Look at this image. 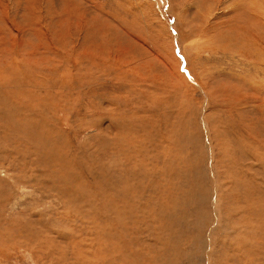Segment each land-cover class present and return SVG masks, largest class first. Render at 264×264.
Segmentation results:
<instances>
[{
  "label": "rangeland",
  "instance_id": "374dc122",
  "mask_svg": "<svg viewBox=\"0 0 264 264\" xmlns=\"http://www.w3.org/2000/svg\"><path fill=\"white\" fill-rule=\"evenodd\" d=\"M0 107V264H264V0H0Z\"/></svg>",
  "mask_w": 264,
  "mask_h": 264
},
{
  "label": "bare ground",
  "instance_id": "6f19581e",
  "mask_svg": "<svg viewBox=\"0 0 264 264\" xmlns=\"http://www.w3.org/2000/svg\"><path fill=\"white\" fill-rule=\"evenodd\" d=\"M251 8H252V7H251ZM14 71H15V70H14ZM5 96H6V95H5ZM17 101H18V100H17ZM27 103H28V102H27ZM22 104H24V103H22ZM30 105H31V104H30ZM36 106H37V105H36ZM20 107H21V106H20ZM30 107H31V106H30ZM30 107H29V108H30ZM0 108H1V107H0ZM25 108H27L26 105H25ZM31 108H32V107H31ZM3 110H4V109H3ZM6 118H7V117H6ZM9 122H10V121H9ZM9 125H10V124H9ZM185 162H186V161H185ZM33 164H34V163H33ZM63 185H64V184H63ZM257 228H258V226H257Z\"/></svg>",
  "mask_w": 264,
  "mask_h": 264
}]
</instances>
